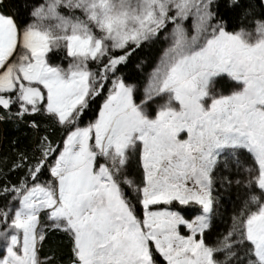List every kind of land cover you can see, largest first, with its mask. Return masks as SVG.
Returning <instances> with one entry per match:
<instances>
[{"label": "snow or ice", "instance_id": "obj_1", "mask_svg": "<svg viewBox=\"0 0 264 264\" xmlns=\"http://www.w3.org/2000/svg\"><path fill=\"white\" fill-rule=\"evenodd\" d=\"M25 7L0 0V121L32 132L0 157V264H264V14L229 30L219 9L239 0ZM229 159L242 202L210 243ZM50 232L66 262L43 251Z\"/></svg>", "mask_w": 264, "mask_h": 264}, {"label": "trees", "instance_id": "obj_2", "mask_svg": "<svg viewBox=\"0 0 264 264\" xmlns=\"http://www.w3.org/2000/svg\"><path fill=\"white\" fill-rule=\"evenodd\" d=\"M35 0H5V11H10L13 14H18L20 18L26 19L29 9L25 7L26 4H31ZM220 5L228 3L229 0H218ZM241 7H237L231 10H225L223 7H220L219 11L222 14V17L228 22L229 30H232L234 27L238 28L241 25V13L245 8H248L250 5H255V12L257 16L264 14V5L261 0H239ZM155 51H150L148 48L137 50L126 65L121 67V72L129 80V82H135L140 79L141 71L140 68H137V65H141V68L145 66L141 64L143 60L152 61L155 58ZM51 60L53 63L65 61L61 59L60 53H51ZM145 70H148L145 68ZM91 113L89 114V117ZM89 117H85L88 119ZM29 119L39 120L40 117L33 116ZM32 135L31 129L25 125L17 126L12 121H0V157L12 154V141L17 140V147H24L28 144V141ZM228 164L231 168V171H225L223 165H221L218 170V174L221 176H227L233 180L232 185H221L217 182V191L214 193L219 197V202L217 208L219 210V218L214 219L213 228L211 233H209V242H213L218 237L222 238L226 234L227 230L231 225V216L234 211V207H238L242 202L238 199V194L243 193V188L238 187L234 181L242 176V173L237 172L236 165L234 162L229 159ZM10 179H15V174H13ZM2 199V198H0ZM192 214H195L194 212ZM43 251L48 254H55L59 259H63L65 262L68 255V243L67 238L60 233L50 232L47 236V239L44 242ZM54 264H57V261H54Z\"/></svg>", "mask_w": 264, "mask_h": 264}, {"label": "rangeland", "instance_id": "obj_3", "mask_svg": "<svg viewBox=\"0 0 264 264\" xmlns=\"http://www.w3.org/2000/svg\"><path fill=\"white\" fill-rule=\"evenodd\" d=\"M262 1V3H263V5H264V0H261ZM56 63H58V62H56ZM59 63H62V62H59ZM66 61L63 63V64H65L66 65Z\"/></svg>", "mask_w": 264, "mask_h": 264}]
</instances>
